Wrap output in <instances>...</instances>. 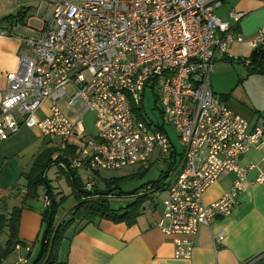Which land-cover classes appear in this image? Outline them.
Instances as JSON below:
<instances>
[{"label":"built area","instance_id":"2783aa9c","mask_svg":"<svg viewBox=\"0 0 264 264\" xmlns=\"http://www.w3.org/2000/svg\"><path fill=\"white\" fill-rule=\"evenodd\" d=\"M222 2L56 0L42 37L24 40L16 70L6 75L0 142L21 126L36 129L59 150L75 148L68 165H61L66 172L146 167L155 151L172 165L179 158L175 171L164 173L159 184L165 195L156 227L173 238L174 258L190 259L191 237L198 229L229 216L238 205L254 168L242 167L239 160L260 146L264 135L263 126L232 113L211 90L214 64L233 42L244 41L229 22L216 17ZM242 17L229 12L235 24ZM7 36L0 29V37ZM262 44L264 28L248 40L251 51ZM67 86L73 89L69 97ZM148 91L160 115L155 121L144 108ZM47 101L48 115L39 118ZM87 113L94 117L92 137L84 129ZM167 126L177 134L179 153ZM224 172L234 175L231 187L205 204V190ZM249 183H264V174ZM84 190H92L90 181ZM43 206H49L47 197ZM223 239V232L213 236L215 245ZM14 264H27V259Z\"/></svg>","mask_w":264,"mask_h":264},{"label":"crops","instance_id":"0c3cea01","mask_svg":"<svg viewBox=\"0 0 264 264\" xmlns=\"http://www.w3.org/2000/svg\"><path fill=\"white\" fill-rule=\"evenodd\" d=\"M55 2L0 1V29L8 34L7 37H0V100L6 88V75L16 70L19 54L26 50L24 40L42 37ZM231 10L243 13L242 19L236 24L229 19ZM215 15L229 22L231 32L242 35L244 41L233 42L228 47L225 58H231L232 63L218 61L214 64L210 77L211 90L226 103L232 113L246 119L251 125L264 127V75L250 72L252 67L246 61L252 53L248 40L258 29L264 28V0H223L215 10ZM259 47H264V44ZM49 105L47 101L40 107L37 112L39 118L48 115ZM93 123V115L87 113L84 129L88 137L95 134ZM54 144L53 140L42 138L36 129L25 126L0 142V216L3 218L0 229V264H14L18 258H26L27 264L36 262L41 244H47V240L43 239L42 213L48 188L55 201L63 197L65 202L71 200L68 209L63 210L66 212L63 216L57 217L58 209L56 222L66 218L67 212L75 205L70 171L66 172L61 166L68 165L69 160L75 156V148L69 146L59 150ZM52 146L53 150H59V154H54L52 160L60 155L66 160L55 165L65 187L70 188L69 193L63 195V184L55 181L60 178L49 176L54 164L51 162L40 173L47 181L48 188L42 184L37 188L36 197L26 199L27 176L40 154L44 150L52 151ZM239 163L242 167L253 165L254 168L238 196V205L229 216L213 219L209 225L198 229L191 237L193 250L190 259L174 258L173 238L163 235L156 227L162 212L160 204L158 208L142 209L131 225L104 219H95L92 223H74L65 233L55 264H243L250 260L252 264H264V183H249L259 173L264 174V135L261 145L247 151ZM71 172L80 182V174H85L95 189L102 187V182L107 180L101 176V172L75 169ZM161 175L164 177V172ZM98 180L101 181L100 185L96 184ZM233 180L232 173H222L205 190L204 203L218 200L231 187ZM156 191L163 192L162 200L165 192L159 187L149 192L142 190V196ZM110 197V201L119 198L115 195ZM135 198L137 196L133 201ZM15 209H20L17 234L5 251L9 239V220ZM220 232H223L224 239L215 245L213 236ZM15 246H18L17 250Z\"/></svg>","mask_w":264,"mask_h":264},{"label":"trees","instance_id":"16d2710c","mask_svg":"<svg viewBox=\"0 0 264 264\" xmlns=\"http://www.w3.org/2000/svg\"><path fill=\"white\" fill-rule=\"evenodd\" d=\"M222 62L232 63L231 58H223ZM245 62V61H244ZM243 63V62H241ZM249 66L252 68L250 72H254L260 75H264V47H258L252 51L249 57ZM57 150L48 151L44 150L31 169V173L28 178V188L25 198L36 197L37 188L45 184L48 188L47 181L40 175L41 171L45 168L46 164H57L60 161H66L60 155L56 160H52V156L56 154ZM70 179L72 181V189L75 195V205L67 212L66 218H62L61 221L56 222L55 217L59 207L65 202V197L60 198L59 201H55L51 191L48 188L46 197L49 199V206L44 208L42 213V222L44 224L43 239L47 240V244H41V248L34 264H55L57 262L58 251L65 238L66 231L76 222L92 223L95 219L109 220L113 223H125L131 225L135 222V219L140 215L142 210L143 199L147 196H139L135 198L130 204L124 207L112 208L110 204V196L115 195L121 197L122 193L115 191L114 189L101 191L95 189L92 186L91 191L83 189L80 181L74 177L73 172H69ZM164 177L159 176L157 180H153L139 188H145L150 186L152 189H158L160 182ZM122 179L104 180L106 185L119 183ZM130 194H134L133 192ZM20 217V209H15L12 212L11 219L9 220V239L5 249L11 246V243L15 240L18 222ZM3 225V218L0 216V229Z\"/></svg>","mask_w":264,"mask_h":264},{"label":"rangeland","instance_id":"374dc122","mask_svg":"<svg viewBox=\"0 0 264 264\" xmlns=\"http://www.w3.org/2000/svg\"><path fill=\"white\" fill-rule=\"evenodd\" d=\"M67 93H68L67 95L68 97L73 94V89L71 88V86H67ZM76 108L77 106L75 107V109ZM144 108L147 114L149 115V117L152 118L154 121L159 119L160 117L159 111L155 107L151 91H148L145 94ZM166 129H167V132L174 146L177 149V152L179 153L181 150V146L178 141L176 132L170 126H167ZM53 148L54 147L52 146V149ZM58 151L59 150H57V152ZM178 159L179 158H177V162L172 165L171 163L158 157L157 152L155 151L152 154L150 162L148 163L146 167H140L139 165H135V166L125 167V168H122L120 170H115V171H101V176L107 180H110V179L111 180L122 179V180L119 183H114V184H109V185H106L104 182H102V187L99 186L101 188L98 187V189H101V191H106V190L108 191L110 189H114L115 191L121 192L122 196L119 197L118 200L110 201V204L112 208L114 209L120 206L124 207L125 205L130 204L133 201L135 196L137 197L142 196L143 189L139 188L141 185H144L148 182L156 180L162 172L167 173L169 169L172 171H175L177 164H178ZM55 171H56V174H55ZM49 176L50 177L52 176V178L54 179H56L55 177L60 178V180L57 179L55 181L56 182L59 181L60 184L61 183L63 184L62 191H63V195L66 196L69 193L70 188L68 189V187L67 188L65 187L62 177H59L60 175L57 173V167L55 164L52 165L51 170L49 172ZM80 177H81L80 183L84 189V184L87 182V176L81 173ZM166 179H169V177H167ZM99 182L101 181L100 180L96 181V184L100 185ZM131 192H133L134 194H130ZM162 196H163V192L161 193L160 191H156V193H148V196L143 199L144 201H143L142 209L147 210L152 207H155V208L160 207ZM70 204H71V200L66 201L63 207L62 206L59 207L60 211L58 212L57 217L63 216L64 213H66L63 210L68 209V206H70Z\"/></svg>","mask_w":264,"mask_h":264}]
</instances>
